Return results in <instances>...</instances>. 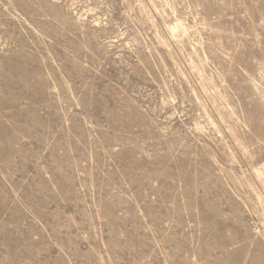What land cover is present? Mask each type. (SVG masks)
Segmentation results:
<instances>
[{
  "label": "rangeland",
  "instance_id": "rangeland-1",
  "mask_svg": "<svg viewBox=\"0 0 264 264\" xmlns=\"http://www.w3.org/2000/svg\"><path fill=\"white\" fill-rule=\"evenodd\" d=\"M264 0H0V264H264Z\"/></svg>",
  "mask_w": 264,
  "mask_h": 264
},
{
  "label": "bare ground",
  "instance_id": "bare-ground-1",
  "mask_svg": "<svg viewBox=\"0 0 264 264\" xmlns=\"http://www.w3.org/2000/svg\"><path fill=\"white\" fill-rule=\"evenodd\" d=\"M263 171H264V166H263Z\"/></svg>",
  "mask_w": 264,
  "mask_h": 264
}]
</instances>
